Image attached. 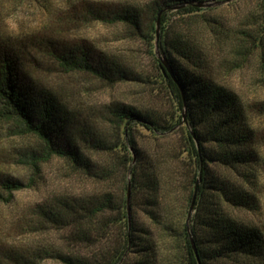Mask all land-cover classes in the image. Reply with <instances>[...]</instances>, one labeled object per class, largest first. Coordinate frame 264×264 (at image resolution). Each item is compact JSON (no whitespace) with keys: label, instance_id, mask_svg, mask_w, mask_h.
<instances>
[{"label":"trees","instance_id":"obj_1","mask_svg":"<svg viewBox=\"0 0 264 264\" xmlns=\"http://www.w3.org/2000/svg\"><path fill=\"white\" fill-rule=\"evenodd\" d=\"M225 1L84 7L86 20L127 27L151 43L159 84L176 110L164 115L116 103L106 132L82 129L76 138L70 134L73 112L56 92L37 87L26 53L0 34V127L14 125V134L43 143L41 151L21 155L33 172L28 183L0 181V203L32 187L54 159L63 163V181L80 174L94 184L80 195L59 191L40 206L37 232L59 239L41 236L51 243L28 246L11 264H264V233L236 214L258 210L264 137L254 115L264 104L246 102L217 76L221 68L241 70L255 57L264 69V0L250 14V27L241 29L213 16L212 7L198 6ZM45 53L66 74L88 73L113 85L156 83L92 44L52 43ZM180 132L182 143L173 146Z\"/></svg>","mask_w":264,"mask_h":264},{"label":"rangeland","instance_id":"obj_2","mask_svg":"<svg viewBox=\"0 0 264 264\" xmlns=\"http://www.w3.org/2000/svg\"><path fill=\"white\" fill-rule=\"evenodd\" d=\"M149 0H0V34L19 44L30 63L31 77L37 87L56 92L73 112L76 120L71 135L76 138L82 129L106 132L109 108L116 103L143 110L172 114L176 104L159 84L158 71L152 60L150 42L133 36L127 27L86 20L84 7L115 10L130 4L144 5ZM258 0H236L212 7L213 16L223 19L228 26L249 28L250 14ZM71 46L75 43L92 44L109 58H115L127 67L150 77L154 84L132 82L109 84L83 72L63 73L46 55L50 44ZM155 44V41L152 43ZM218 78L240 93L246 102L264 104V69L258 57L251 58L243 69L228 71L221 68ZM263 108V107H262ZM261 137H264V111L257 107L254 115ZM14 125L0 127V181L19 180L28 183L32 170L21 163V155L41 151L43 143L34 136L13 133ZM145 134V133H144ZM181 132L171 141L182 143ZM262 139V138H261ZM260 154L264 160V139ZM91 156V153H87ZM63 163L54 159L42 166L30 188L15 192L12 202L0 203V264H11L13 255L28 246L49 245L41 236H56L37 232V212L40 206L59 191L80 195L94 189V184L80 174H72L63 181ZM255 195L258 210L255 213L237 212L240 218L257 225L264 233V163ZM55 239V238H54ZM43 240V241H42ZM47 240V241H46ZM36 245V246H35ZM38 264H60L51 259Z\"/></svg>","mask_w":264,"mask_h":264},{"label":"water","instance_id":"obj_3","mask_svg":"<svg viewBox=\"0 0 264 264\" xmlns=\"http://www.w3.org/2000/svg\"><path fill=\"white\" fill-rule=\"evenodd\" d=\"M231 1H235V0H228V1H225V2H215V3H210V4H204V3H200L198 4L199 7H204V8H208V7H214V6H220V5H223V4H228L230 3ZM161 15H162V12L159 14L158 16V20H157V26H156V29H157V38L159 37L160 35V27H161V22H160V19H161ZM163 64L165 65V67L167 68V70L172 73V69L171 67L169 66V64L167 63V61L165 59H163ZM184 117L186 118V114H184ZM193 136L195 137V134L193 133ZM198 148H199V145H198ZM199 186H200V180L197 182L196 184V187H195V194H194V198H193V202H192V205H191V208H190V211H189V215H188V221L191 220L192 218V215H193V212H194V202H195V199H196V194L198 192V189H199ZM130 201H131V191L129 190V193H128V205H129V211H130ZM193 244H194V241H192ZM194 250H195V254L196 256L198 257V251L196 249V246L194 245Z\"/></svg>","mask_w":264,"mask_h":264}]
</instances>
